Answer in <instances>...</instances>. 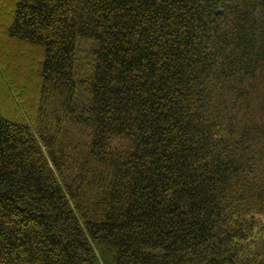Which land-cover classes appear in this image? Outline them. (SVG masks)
Here are the masks:
<instances>
[{
  "label": "trees",
  "instance_id": "trees-1",
  "mask_svg": "<svg viewBox=\"0 0 264 264\" xmlns=\"http://www.w3.org/2000/svg\"><path fill=\"white\" fill-rule=\"evenodd\" d=\"M0 264H264V0H0Z\"/></svg>",
  "mask_w": 264,
  "mask_h": 264
}]
</instances>
